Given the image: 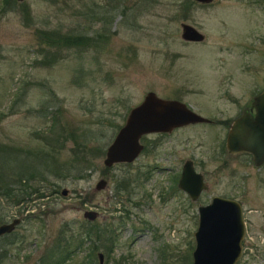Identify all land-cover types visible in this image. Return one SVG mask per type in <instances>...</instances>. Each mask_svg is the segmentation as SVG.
<instances>
[{"label": "rangeland", "instance_id": "rangeland-1", "mask_svg": "<svg viewBox=\"0 0 264 264\" xmlns=\"http://www.w3.org/2000/svg\"><path fill=\"white\" fill-rule=\"evenodd\" d=\"M247 8L243 0L196 3L189 13L179 0H0V146L9 147L0 169L42 173L19 203L0 195L1 222L21 218L0 235V264H36L88 220L86 209L115 229L113 246L92 237L63 264H97L98 251L105 264H191L197 207L214 195L241 201L246 233L235 264H264V162L228 152L223 123L147 133L134 160L103 163L149 90L216 119L250 103L264 83V13ZM182 21L204 40H183ZM53 32L97 33V45L59 48L47 40ZM188 158L207 184L195 200L177 185ZM128 176L127 189H117Z\"/></svg>", "mask_w": 264, "mask_h": 264}, {"label": "water", "instance_id": "water-1", "mask_svg": "<svg viewBox=\"0 0 264 264\" xmlns=\"http://www.w3.org/2000/svg\"><path fill=\"white\" fill-rule=\"evenodd\" d=\"M22 1V0H18ZM182 36L201 40L203 33L188 23H182ZM254 114L245 110L230 125L225 138V148L230 153H249L254 164L264 161V88L251 101ZM208 120L185 102L166 98L155 91H147L142 100L129 108L124 122L115 132L105 150L103 163L111 166L117 162L134 160L144 148L141 137L152 132H170L175 127ZM106 185V179L97 181L95 188ZM178 186L192 200L207 187L201 172L195 170L193 162L186 159L178 178ZM67 193V188L62 189ZM198 224L194 230V248L191 264H235L243 251L242 240L246 225L240 202L231 197L214 195L208 203L199 204ZM84 217L93 220L98 211L86 209ZM21 218L0 223V235L11 232ZM98 263H104V253L97 252ZM261 264V263H256Z\"/></svg>", "mask_w": 264, "mask_h": 264}, {"label": "trees", "instance_id": "trees-1", "mask_svg": "<svg viewBox=\"0 0 264 264\" xmlns=\"http://www.w3.org/2000/svg\"><path fill=\"white\" fill-rule=\"evenodd\" d=\"M9 1L11 0H7V3ZM105 33H107V31L104 32V35ZM46 34H48L47 40L49 41V44L58 47L61 45H66L70 47L81 48L97 45L95 42V38L98 36L97 33L94 35H85L81 33L66 35L58 33V37L54 35V32L51 34ZM108 35L109 34L106 36ZM85 134V131L75 133V139H85ZM6 149H9V147L0 146V151H4ZM15 150L18 151L17 149ZM74 155L76 157V161H78V156L80 155L79 152L75 151ZM83 157L84 155H82V158ZM38 171L39 170L36 167L25 172L17 169H11V171L3 172L0 169V195L5 198H11L12 202L16 204L19 203L21 200H23V195L37 190V188L35 189V187H32L33 189L28 190L27 192V187L29 186L26 184H28V181L31 178L37 176V173H39L38 175H42V173ZM120 184L121 185H118V182L116 183L117 189L118 186H123L121 189H127V187L130 185V177L128 176L122 178ZM40 195H43V192H41ZM114 232L115 229L112 228L109 223L102 226L95 220H86L84 223L77 225L76 229L72 228L71 233L67 235H65L66 232H63V234L61 233V235H59L50 246L48 253L37 260L36 264H63L66 258L71 257L75 251H77L78 248L84 246L86 242H90L92 237H95L98 241L102 240L103 237L109 238L111 240L110 244L113 246L112 242L115 240ZM94 247H97V245L95 244Z\"/></svg>", "mask_w": 264, "mask_h": 264}, {"label": "flooded vegetation", "instance_id": "flooded-vegetation-1", "mask_svg": "<svg viewBox=\"0 0 264 264\" xmlns=\"http://www.w3.org/2000/svg\"><path fill=\"white\" fill-rule=\"evenodd\" d=\"M214 1H216V0H179V9H180V11H182V12H184V13H189V11H190V9L193 7V5H195L196 3L197 4H199V5H204V6H207V5H209V4H212ZM244 1V3L247 5V11L248 12H253V13H257V12H261V13H264V0H243ZM182 23H188V24H191L192 26H194L196 29H198L201 33H203L197 26H195V25H193L192 23H189V22H187V21H182L181 23H180V25H181V37H182V39L183 40H185V41H188V42H200V41H203L204 40V38H205V34L203 33V35H204V38L203 39H201V40H191V39H186V38H184L183 36H182ZM263 81H264V77H263ZM264 88V83H263V87L258 91V92H260L262 89ZM257 92V93H258ZM257 93H255L254 95H256ZM253 95V96H254ZM253 96H252V98H253ZM171 98H174V97H171ZM252 98H251V101H252ZM175 99H178V100H181V98H175ZM181 101H183V100H181ZM251 101H250V103H248V104H244L242 107H240V109L238 110V112L237 113H235L233 116H229V117H224V118H219V119H216V118H212V117H209V116H207V115H204V114H202V113H200L201 115H203V116H205L206 118H208V120H205V121H199V122H194V123H208V124H212V123H223V125H226L227 126V130H226V135H227V131H228V128L230 127V125H231V123L238 117V116H240V115H242V113L247 109V110H249L250 111V113H252V114H254V108L252 107V104H251ZM183 102H185V101H183ZM186 103V102H185ZM190 108H192L188 103H186ZM193 109V108H192ZM194 110V109H193ZM194 111H196V110H194ZM197 112V111H196ZM197 113H199V112H197ZM188 124H193V123H188ZM188 124H185V125H188ZM183 126V125H182ZM178 127H180V126H178ZM175 128H177V127H175ZM226 135H225V138H226ZM224 144H225V140H224ZM144 149V148H143ZM188 159H190V158H188ZM190 160H192V159H190ZM253 161V160H252ZM192 162H193V160H192ZM264 162V161H263ZM262 162V163H263ZM261 163V164H262ZM253 164H254V162H253ZM260 164V165H261ZM256 165V164H255ZM193 166H194V162H193ZM194 168H195V166H194ZM196 170V169H195ZM200 172V171H199ZM203 175V174H202ZM203 177H204V175H203ZM205 181V180H204ZM206 183V182H205ZM177 185H178V182H177ZM179 187V186H178ZM180 188V187H179ZM181 189V188H180ZM239 202H240V204H241V201L240 200H238ZM242 206V205H241ZM244 217V216H243ZM14 218V217H13ZM12 218V219H13ZM11 219V220H12ZM10 221V220H9ZM21 221V220H20ZM7 222V221H6ZM20 223V222H19ZM18 223V224H19ZM18 224H16L15 225V227L18 225ZM14 227V228H15ZM14 230V229H13ZM12 230V231H13Z\"/></svg>", "mask_w": 264, "mask_h": 264}]
</instances>
